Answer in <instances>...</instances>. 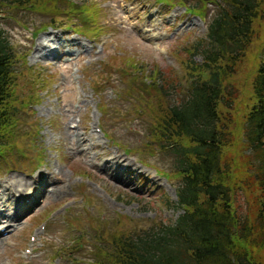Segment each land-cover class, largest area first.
<instances>
[{
    "label": "rangeland",
    "instance_id": "374dc122",
    "mask_svg": "<svg viewBox=\"0 0 264 264\" xmlns=\"http://www.w3.org/2000/svg\"><path fill=\"white\" fill-rule=\"evenodd\" d=\"M48 1L38 11L12 0L0 6V25L17 57L21 101L15 115L17 148L0 156V180L10 175L30 180L44 171L49 159L50 167L62 172L64 186L55 197L50 196L55 184L48 183L35 206L23 213L17 209L19 223L0 236V264H105V232L148 229L158 222L173 223L181 214L175 195L180 181L172 174L175 158L152 140V114L132 77L142 85L156 71L172 72L176 79L166 85L167 101L179 102L187 87L180 61L205 37L214 9L209 6L203 19L186 14L176 2L170 7L159 0ZM69 3L91 9L93 18L67 14ZM263 26L257 25L256 39L232 79L235 87L261 61ZM50 34L57 38L49 48L56 57H49L47 49L35 53L37 39ZM194 61L198 65L200 58ZM130 63L134 69L128 68ZM223 115L227 124L230 114ZM231 116L232 125H227L234 131L243 116L241 111H231ZM84 150L89 159H82ZM115 159L142 173L124 177L131 184L126 192L103 184L107 176L101 175L102 181L99 177L104 161ZM89 160L94 170L88 168ZM246 196L252 202L253 190ZM25 197L33 199L29 193ZM237 201L243 211V198ZM11 202L4 203L5 214Z\"/></svg>",
    "mask_w": 264,
    "mask_h": 264
},
{
    "label": "trees",
    "instance_id": "16d2710c",
    "mask_svg": "<svg viewBox=\"0 0 264 264\" xmlns=\"http://www.w3.org/2000/svg\"><path fill=\"white\" fill-rule=\"evenodd\" d=\"M4 1L0 6L9 0L0 3ZM174 1L203 19L209 6L214 9L205 37L180 61L186 95L168 103L165 88L176 79L172 72L156 71L142 79V85L132 77V84L147 100L143 103L152 114V140L175 158L172 174L180 181L176 207L181 214L173 223L158 222L148 229L105 232L107 248L101 256L105 264H264V44L253 75L237 87L232 83L256 39L257 25H264V0H194L195 5L188 4L190 0H163L167 5ZM12 2L38 11L49 1ZM91 11L70 3L65 10L86 18ZM16 61L0 25V156L11 154L19 138L14 132L21 102ZM128 68L134 69V64ZM231 111L243 116L235 132L228 129ZM224 112L230 114L228 125ZM249 190L252 202L246 196ZM240 197L247 206L243 211ZM118 224L123 226L121 220Z\"/></svg>",
    "mask_w": 264,
    "mask_h": 264
},
{
    "label": "bare ground",
    "instance_id": "6f19581e",
    "mask_svg": "<svg viewBox=\"0 0 264 264\" xmlns=\"http://www.w3.org/2000/svg\"><path fill=\"white\" fill-rule=\"evenodd\" d=\"M56 35L50 34L47 36H41L37 39L36 45H35V53H40L42 50L49 51L48 56H52L50 52L55 53V51L49 50L50 45L52 46L55 43ZM56 54V53H55ZM53 55L52 57H54ZM59 111V110H58ZM66 127V125H65ZM82 140H84L82 138ZM72 147H76L75 149H71L72 153L76 155L78 144L74 143L72 144ZM82 154V159H89V153L87 150H84ZM106 152L103 153L105 155ZM104 160V159H103ZM77 162V161H76ZM44 171L42 173H36L35 176L30 177V180L20 178L17 176H8L3 180H0V236H3L4 232H8L14 225V222L17 223L18 214L17 209L20 210L21 213L25 211V207L28 206H35L37 198L40 197L43 193V189L48 183H54L55 189H52V194L50 196L60 197L62 195L63 190V180H61L59 177L63 178L62 172L60 170H53L52 167H50L49 159H45L44 161ZM88 168L91 170H94L96 168L95 164L91 162V160L88 161ZM104 168L102 165V168L100 169L99 177L101 179V175L106 177L107 181L102 182L105 185H111L114 187H120L123 191L126 192V188H129L131 185L129 181L125 182L124 177H132L134 173H137L138 175H142V173H139L138 170L135 169L133 165L127 161H123L120 159H115V161H104ZM112 170V173L109 174V171ZM99 179V178H98ZM102 181V179H101ZM29 193L33 195V199H26L25 194ZM16 194H19L16 197ZM15 195V197H14ZM7 200H11L8 209V214H5L3 212V209H5V202ZM11 211V212H10ZM15 220V221H14ZM19 223V222H18ZM17 223V224H18Z\"/></svg>",
    "mask_w": 264,
    "mask_h": 264
}]
</instances>
